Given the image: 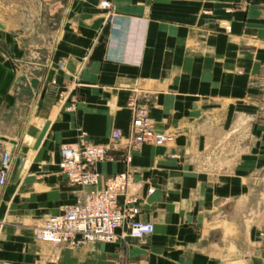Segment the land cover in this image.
<instances>
[{
    "label": "crops",
    "instance_id": "1",
    "mask_svg": "<svg viewBox=\"0 0 264 264\" xmlns=\"http://www.w3.org/2000/svg\"><path fill=\"white\" fill-rule=\"evenodd\" d=\"M101 1L0 0V162L10 149L16 164L0 187V264H264V0ZM132 99L173 137L132 152L155 232L73 249L37 241L84 193L62 173L61 147L127 136ZM128 152L123 139L97 164L99 187Z\"/></svg>",
    "mask_w": 264,
    "mask_h": 264
},
{
    "label": "built area",
    "instance_id": "2",
    "mask_svg": "<svg viewBox=\"0 0 264 264\" xmlns=\"http://www.w3.org/2000/svg\"><path fill=\"white\" fill-rule=\"evenodd\" d=\"M101 7L110 9L109 1ZM110 15L113 17L112 13ZM55 83V79L52 81ZM73 107V106H72ZM72 107H69L71 109ZM132 121L129 134L114 129L108 143H95L82 134L77 142L60 149V168L67 182L84 191L81 200L60 214L49 216L41 227L34 230V238L54 246L79 248L88 243L127 242L128 238L143 239L155 232V224L140 218V188L134 181L132 152L142 145L161 146L173 137L157 132L148 110L137 99L129 102ZM126 139L129 152L122 172L107 179L102 187L98 163L109 157L111 148ZM16 164L13 152L5 149L0 162V187L4 188L14 175ZM153 189H149L151 194ZM120 197L122 200H120Z\"/></svg>",
    "mask_w": 264,
    "mask_h": 264
},
{
    "label": "rangeland",
    "instance_id": "3",
    "mask_svg": "<svg viewBox=\"0 0 264 264\" xmlns=\"http://www.w3.org/2000/svg\"><path fill=\"white\" fill-rule=\"evenodd\" d=\"M11 2V1H10ZM12 2H15V1H12ZM55 14L57 15L56 17H57V20H59V18H60V21H61V18H62V14H63V9L61 10V11H59V12H55ZM28 19H29V22H27L28 24H30V26H33L34 24H37V22H39L38 21V18L37 17H33L32 15H28V17H27ZM58 23V22H57ZM26 31L24 30H22L21 32H20V34L21 35H23V34H28V33H25ZM45 34H48V33H45ZM15 35V34H14ZM48 40V39H47ZM3 52H5L6 50H8L6 47L4 48V49H1ZM44 51H45V54H46V56H48V54H49V48H45L44 49ZM58 67V69H61V64H57V63H49L48 64V68L49 67ZM83 247V246H82ZM69 248V247H68ZM79 248H81V247H79ZM71 249H73V248H71Z\"/></svg>",
    "mask_w": 264,
    "mask_h": 264
},
{
    "label": "water",
    "instance_id": "4",
    "mask_svg": "<svg viewBox=\"0 0 264 264\" xmlns=\"http://www.w3.org/2000/svg\"><path fill=\"white\" fill-rule=\"evenodd\" d=\"M54 76H55V72H54V70H51V71L49 72V74H48L47 81H48L49 83H52V81L54 80ZM4 139H5V140H8L7 138H4ZM11 142H12L13 145H16V144H17V142L14 141V140L11 141ZM20 157L22 158L23 155L21 154Z\"/></svg>",
    "mask_w": 264,
    "mask_h": 264
},
{
    "label": "bare ground",
    "instance_id": "5",
    "mask_svg": "<svg viewBox=\"0 0 264 264\" xmlns=\"http://www.w3.org/2000/svg\"><path fill=\"white\" fill-rule=\"evenodd\" d=\"M9 140V139H8ZM10 141V140H9ZM14 141H16V140H14ZM12 144V143H11ZM13 146H15V145H13ZM12 151V150H11Z\"/></svg>",
    "mask_w": 264,
    "mask_h": 264
}]
</instances>
